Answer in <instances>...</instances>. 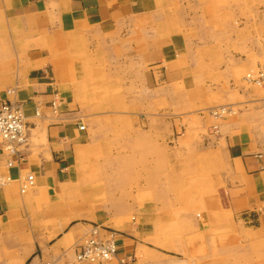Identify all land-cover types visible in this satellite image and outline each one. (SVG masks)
Instances as JSON below:
<instances>
[{
  "label": "crops",
  "instance_id": "obj_1",
  "mask_svg": "<svg viewBox=\"0 0 264 264\" xmlns=\"http://www.w3.org/2000/svg\"><path fill=\"white\" fill-rule=\"evenodd\" d=\"M263 63L264 0H0V107L23 106L27 138L0 139V264H72L95 225L118 255L84 264H230V231L264 264V88L243 79ZM103 192L146 204L94 214Z\"/></svg>",
  "mask_w": 264,
  "mask_h": 264
},
{
  "label": "built area",
  "instance_id": "obj_2",
  "mask_svg": "<svg viewBox=\"0 0 264 264\" xmlns=\"http://www.w3.org/2000/svg\"><path fill=\"white\" fill-rule=\"evenodd\" d=\"M248 82L258 86H264V65L258 67L255 71L248 73L245 78ZM62 99L58 96L56 101L51 104L54 111H57L62 104ZM231 113V109H228ZM227 108L213 110L215 117H221L226 114ZM37 115H40L39 109ZM82 130L84 126L80 127ZM0 139L6 143L9 153H17L14 145H24L26 143V115L22 105L11 102H5L0 107ZM12 167L13 163L10 162ZM11 181L10 177H4L0 174V188ZM34 184V177L28 176L23 182L22 192L25 193ZM115 232L108 231L104 227L95 225L90 235L82 245L78 247L75 260L72 264L84 263H102L111 261L118 255V247L115 241ZM54 264V263H47ZM120 264H129L126 259H121Z\"/></svg>",
  "mask_w": 264,
  "mask_h": 264
},
{
  "label": "rangeland",
  "instance_id": "obj_3",
  "mask_svg": "<svg viewBox=\"0 0 264 264\" xmlns=\"http://www.w3.org/2000/svg\"><path fill=\"white\" fill-rule=\"evenodd\" d=\"M263 65H264V63L259 65L258 67L263 66ZM258 67L245 72L243 75L244 76L243 79L245 82H247L250 85H253V86L259 87V88H264V86H258L254 83L248 82L245 79L246 76L248 75V73L255 71ZM137 81L140 82V80H137ZM108 99H109V101L112 100L113 102H117V103H122L125 101L124 96L102 95V96L94 97L93 102L95 104L100 103V102L106 103V102H108ZM132 102L134 104H140V102H141L140 96L134 95ZM222 108H227V111H228L223 116L215 117L212 114L213 110L222 109ZM228 109H231V113H229ZM115 113L116 112H111V111H99V112H94L93 114L100 115L99 117L103 118V117L112 116V114H115ZM204 113H206V112L203 111L201 114H204ZM208 113L214 119L221 120V119H225V118H229V117H233V116H239L241 113V107H238L237 105H235V106H220V107H215L213 109H210V111ZM214 129H215V131L218 130L217 127H214ZM178 134L180 136L184 135V127L181 128V130H179ZM113 146H115V145H113ZM123 146L124 145L116 144L115 148H113V154H112L113 159L111 157L106 158L104 153L100 154L101 162L103 164H106L101 170L108 172L111 169L109 164L120 162L119 158L116 161L115 157L116 156L119 157L120 152L118 151V149L120 147H123ZM140 164H141V161L133 160V167L132 168L134 170H136L138 167H140ZM112 169L115 170L114 166L112 167ZM127 194H129L130 197H136L137 196L139 198L142 193L140 191H134V192L127 193ZM125 195H126L125 192L122 193V195H120V193H116V195H115V193L103 192L100 196V203H88V206H89L88 209H91L94 212V214H99V213H102V212L107 211L109 209H115V207L123 208L126 210L128 209L129 210V220H130V222H134L136 220V215L143 209V204H146V203H109L112 199L115 200L116 196L119 199L120 197L125 198L126 197ZM101 202H103V203H101ZM233 233H236V237H235L236 239H234V240L231 239L233 237ZM228 235H229V241H228V249H229L228 259H229V262H230V264H236L237 260H238V262L242 264L243 263V256L239 253V250L252 246L251 245L252 242L250 241V240H252V238L247 237L245 235H241V233H239V232H231L230 231L228 233ZM260 248H262V249L264 248V239L261 241ZM234 250H236L237 252L235 253ZM262 258H263V256H262Z\"/></svg>",
  "mask_w": 264,
  "mask_h": 264
}]
</instances>
